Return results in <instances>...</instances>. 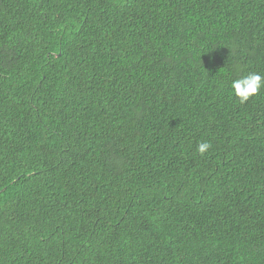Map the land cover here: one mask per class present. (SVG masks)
Masks as SVG:
<instances>
[{"label": "trees", "instance_id": "16d2710c", "mask_svg": "<svg viewBox=\"0 0 264 264\" xmlns=\"http://www.w3.org/2000/svg\"><path fill=\"white\" fill-rule=\"evenodd\" d=\"M248 73L264 0H0V264H264Z\"/></svg>", "mask_w": 264, "mask_h": 264}, {"label": "clouds", "instance_id": "9594fccd", "mask_svg": "<svg viewBox=\"0 0 264 264\" xmlns=\"http://www.w3.org/2000/svg\"><path fill=\"white\" fill-rule=\"evenodd\" d=\"M233 95L241 104L248 102L252 97L257 96L264 89V77L258 73H248L231 82ZM211 148V144L201 141L197 145V151L200 155H204Z\"/></svg>", "mask_w": 264, "mask_h": 264}]
</instances>
